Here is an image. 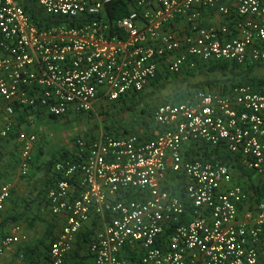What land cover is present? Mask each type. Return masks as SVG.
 Wrapping results in <instances>:
<instances>
[{
  "label": "built area",
  "instance_id": "built-area-1",
  "mask_svg": "<svg viewBox=\"0 0 264 264\" xmlns=\"http://www.w3.org/2000/svg\"><path fill=\"white\" fill-rule=\"evenodd\" d=\"M24 1L0 0V139L14 129L15 107L87 114L97 101L142 92L163 62L171 74L196 60L264 64V0H124L128 15L112 22L113 0H31L61 19L49 27L33 23ZM211 10L222 24L204 23ZM181 19L189 30L179 36L172 25ZM153 124L146 136L79 139L72 159L53 164L46 202L59 230L44 259L30 264H77L76 252L93 264H128V252L142 264H258L264 201L214 156L187 153L225 150L264 182V94L249 86L198 91L158 106ZM36 143L35 134L22 140V176ZM9 199L2 186L0 221ZM79 236L86 240L77 250ZM26 242L14 226L0 238V264Z\"/></svg>",
  "mask_w": 264,
  "mask_h": 264
},
{
  "label": "crops",
  "instance_id": "crops-1",
  "mask_svg": "<svg viewBox=\"0 0 264 264\" xmlns=\"http://www.w3.org/2000/svg\"><path fill=\"white\" fill-rule=\"evenodd\" d=\"M25 1H24V4L26 3ZM220 3L224 4L225 2H220ZM204 15H205V19H204L205 24L215 26V25H220L223 23V18L214 10L205 11ZM172 30L174 31V33L176 35L178 34L179 36H181L184 31L189 30V24H188L187 20H185V19L178 20L177 22H175L172 25ZM121 37H122V34H121ZM186 67H188V66H185L183 68V70H185ZM260 69H264V65L257 66L255 68V70L253 72V77L258 82H259V80L264 82V78L257 77L255 75L257 70H260ZM168 73L169 72L167 70L166 64H165V62H163L159 67V73L158 74L160 75V79H159L158 84H156V85L148 84L144 88V90L142 91L144 96L146 97L147 94L151 93L150 91H152L155 87H157L158 85L163 83L165 80H167L169 82V80L172 81L174 79V81H173L174 86L171 89V93L166 97V99H164L162 101V104L165 102H171L173 100V93H174L173 91H174L178 81L184 80L185 77H184V74H181V75L177 76L175 79L174 77H172L173 75L171 76L170 73H169L170 75H168ZM188 79H189V82H191L192 84L197 83V84H200L202 86H205L206 82L209 81L208 79H210V78H208L207 75H205V74H197L195 77L188 78ZM225 80H226V82H225ZM232 80L233 79H231V78H228V79L222 78V82L224 81V85L227 88L233 86ZM237 80L239 82V79H237ZM262 89L264 90V87H262ZM252 90L255 93L261 94V92L256 91L253 88H252ZM82 115H84V114L70 113L68 116L62 117V118H69V117H74V116L76 118H79ZM47 117L50 119H53L55 121H60V119H56V118H52L51 116H47L41 111H38V112H36V111L30 112L29 111L28 114H24L22 116H19L18 119H15V125H14L15 133H14L13 140L12 139L9 140L8 138L4 139V141H5L4 144L10 145V143H12V145H10V147L15 146L16 148L19 149L20 154H21L23 138L30 135V134H35L38 136L37 137L38 141L40 138V143H42L44 146L45 145L49 146V141H47V139L45 137L40 136L34 130V123L39 122V123L45 124ZM152 128H153V126H148V129L142 132L143 136L148 135L151 132ZM146 131H148V132H146ZM99 135L100 134H98L94 138L90 133L89 136H87V137H80V135L75 133V136L70 137V140L74 141V145L72 147L71 146L69 148L60 147V148H58V150H57V148H55V149H53V151L51 150V153H49L47 156H45V154H42V152H41L42 147L38 146V144H35L33 151H32V158H31V162H30L31 170H30V174L27 176H22L21 172H20V160H21L20 154H19L18 159H16L17 161L13 162V160H8L7 162L9 164H7L6 162L2 163V165L0 167V188L2 186H8L10 188V199L6 202L4 212L2 213V216H1L2 218L0 221V238L4 237L6 235H9L12 232V229L14 226H20L27 235V242L26 243H24L22 245H18V246H12L6 251V253L4 255L5 263L12 264V263L22 262L20 257L17 258V252L19 251L18 249L20 246L30 245L31 240H30L29 235L27 233L28 230L26 231L25 230L26 228L24 229V227L22 225L18 224V222L25 220L26 224L32 228V226L40 220V217L38 216V214L36 212V211H40V213H44V215L47 214L48 217H51L52 221L50 219V222L53 223V225H54V226H52V224L46 222V227H47L46 231H48L49 229L51 231L53 229H55L56 231L54 232V235H56V233L59 230V225L55 224L56 222H54V221L56 219L50 214L48 206H47V202H46V186H45V183H46L47 178H48L47 175L51 174V169L49 171L47 161L52 160L51 158H53V156H55L57 158L56 160H58V158L61 157V153H63L64 150L72 152V153L75 152V143L77 140L88 139V138L96 139ZM62 144H64V143L62 142ZM61 146H63V145H61ZM12 150L13 149L11 148V152H12ZM11 152H9V153L7 152L8 158L12 157ZM53 160H55V159H53ZM10 162H13V164H11ZM54 162H56V161H54ZM0 164H1V162H0ZM232 174L235 178V182L237 183L238 173H234L232 170ZM245 177H247L249 179V176L245 175ZM250 177L252 178V183L257 184V178L253 174H251ZM261 182H263V181H261ZM18 183H20V184L26 183V184H25V186H21V185H18ZM26 186H28L27 189H26ZM20 187H24L25 190H21V189L18 190V188H20ZM26 190L29 192V197H30V200L28 201L29 203L28 204L23 203V205H21L22 206L21 208H17L16 206H18L19 204L17 205V203L15 201L20 197H24L22 195L18 196L17 191L18 192H22V191L26 192ZM12 201H14V202L12 203ZM256 201L258 202L257 197H256ZM262 201H264V200H262ZM8 202L11 205L12 209H11V211L6 212V209L9 208V206L7 208ZM13 219H15V221L12 222L13 223L12 225H6L5 224V222L7 220L9 223V221H11ZM185 220L186 221L189 220V217L186 216ZM42 251H43L42 249L39 250L37 255L40 256ZM263 258H264V250H262L260 252L258 264H262ZM86 259H88V258H86ZM87 263L93 264V261L89 259V260H87L86 264Z\"/></svg>",
  "mask_w": 264,
  "mask_h": 264
},
{
  "label": "trees",
  "instance_id": "trees-1",
  "mask_svg": "<svg viewBox=\"0 0 264 264\" xmlns=\"http://www.w3.org/2000/svg\"><path fill=\"white\" fill-rule=\"evenodd\" d=\"M26 3L24 4V8L27 11L28 15L30 16L31 20L33 23L36 24L37 27H49L51 25H57L61 22V19L59 17H51L49 15L44 14L37 6H35L31 0H26ZM129 13V7L127 3L124 0H113L110 4L107 5V16L109 17V20L112 22L114 20L123 18L127 16ZM113 34L121 36V33H119L117 30H113ZM264 64H259V63H254V64H246L243 66L237 65L232 61H219V62H203V61H196V66L193 68L186 67L185 70H181L180 73L178 74H171V76H175V79L177 76L184 74L185 79L178 81L174 93H173V100L171 102H165L163 104H180L183 102H187L191 100L194 96L195 93L198 91H207V92H224L229 90L232 87L235 86H249L253 88L256 91L261 92V94L264 93V90L262 87H264V82L259 80V82L253 77V72L257 66H261ZM168 73V75H170ZM197 74H205L207 75L209 81L206 82L205 86H202L200 84H192L189 82L188 78L195 77ZM219 77V78H218ZM222 78H231L232 80V87L227 88L224 85V81L222 82ZM160 79V75L158 74L156 79L150 82V84L156 85L158 84ZM239 79V82L238 80ZM226 82V80H225ZM140 95L138 98H136V95ZM138 94H132V95H127L123 96L120 99H118L117 103H127L129 100V105L133 106L137 102H141L145 96L142 95V93ZM131 97V98H130ZM127 101V102H126ZM16 110V115L15 119H18L19 116H22L24 114H28V112L32 111V109H19L18 107H15ZM156 110V109H155ZM155 110L153 112H155ZM34 111V110H33ZM143 113V111L141 112ZM154 114V113H153ZM68 116V115H67ZM66 117V116H65ZM56 118L57 117H52ZM138 119H143V118H138ZM15 130L9 134V138L14 137ZM109 137H112L114 139L119 138L118 135H110ZM205 149V150H204ZM202 154L195 153L194 151H190L187 153L188 156H192L193 154H196L197 157L204 158L206 160H212V156H214V160L221 161L223 164L231 167L234 173H238V179L237 183L239 185H242L246 187L249 190H252L257 197L258 201L264 200V182H258L257 184L252 183V178L250 175L252 174L251 171L245 169L240 162L238 157L230 155L227 151L222 150V151H217L209 148H201ZM74 157V152H69L64 150L63 153H61V157L57 158L53 156L51 158L52 160L47 161L48 169H52L53 164L55 163L54 161H59L62 159H72ZM55 159V160H53ZM246 176H249V179ZM47 181L45 183L46 186V191L50 185H52L54 181V177L51 175H47ZM15 221V219L9 221L10 223ZM4 222V221H3ZM8 223V220L5 222V224ZM172 230L169 229L166 231L161 239H166L170 234ZM55 237L54 233H51V230L49 229L44 236L40 239V241L37 244L34 245H28V246H20L19 251L17 252V258H21V261L26 264L30 263H35L38 262L41 259H44L45 252L48 250L50 242L53 240ZM81 240L85 241L86 237L84 236H79L77 239L76 243V249L78 250L82 242ZM48 241V242H47ZM43 250L42 253L39 255L38 252L39 250ZM76 252V250H75ZM77 252L74 255V261L77 264H86L87 260L89 259H83L77 257ZM125 259H127L128 264H142L141 263V256L139 254H133L128 252L127 255L125 256ZM262 264H264V258L262 260ZM7 264V263H5ZM12 264H17V263H12ZM88 264V263H87Z\"/></svg>",
  "mask_w": 264,
  "mask_h": 264
},
{
  "label": "rangeland",
  "instance_id": "rangeland-1",
  "mask_svg": "<svg viewBox=\"0 0 264 264\" xmlns=\"http://www.w3.org/2000/svg\"><path fill=\"white\" fill-rule=\"evenodd\" d=\"M257 77L264 78V69L257 70L255 73ZM175 78V76H172ZM173 81L169 82L165 80L163 83L155 87L151 93L147 94V96L139 103H135V105L131 106L127 103H117V102H104L97 101L94 104V108L90 113L84 114L79 118L69 117V118H58L60 121H55L50 118H46L45 124L36 122L34 123V130L40 136H43L49 141V146L43 145L37 140L38 146L42 147V154L47 156L51 153V150L65 147L69 148L74 145V141L70 140V137L75 136V133L80 135V137H87L91 133V135L95 138L98 134H103V136L110 135H118V137L122 138L131 134L143 136L142 132L148 129V126H154L153 124V111L160 105H162V101L166 99V97L171 93V89L173 88ZM142 93V92H141ZM142 95H144L142 93ZM140 95H136L138 98ZM131 98V97H130ZM127 102V101H126ZM143 111V113H141ZM143 118V119H138ZM150 128V127H149ZM148 132V131H146ZM89 133V134H88ZM36 137H38L36 135ZM14 138V137H13ZM13 138H9L13 140ZM4 139H0V167L2 163H7L8 160L17 161L20 151L15 146L10 147L8 144H4ZM62 142L64 144H62ZM6 145V146H5ZM63 145V146H61ZM10 147V148H9ZM40 147V148H41ZM11 148L13 149L11 152ZM7 152L12 153V157L8 158ZM5 153V154H4ZM13 162H10L13 164ZM6 167V166H5ZM31 170V168H30ZM30 174V171L28 175ZM258 183V181H257ZM26 183L18 185L25 186ZM28 186H26L27 189ZM25 190L24 187L18 188V190ZM12 193V192H11ZM18 196H24L18 198L15 202L18 206L17 208H21L23 203L28 204L30 197L29 192L26 190L22 192H18ZM19 200V201H18ZM14 201H12L13 203ZM9 206V208H8ZM24 207V206H23ZM7 211H11V205L7 204ZM15 208V207H14ZM25 208V207H24ZM40 220L35 223L32 228L26 224L25 220L18 222V224L22 225L24 229L27 231L30 238V245L37 244L40 239L47 232L46 222L53 225L50 222L51 217H48L47 214L40 213V211H36ZM42 219V220H41ZM52 221V219H51ZM56 222V221H54ZM13 223L9 222L6 225H12ZM57 224V223H55ZM56 230L53 229L51 233H54ZM48 242V241H47Z\"/></svg>",
  "mask_w": 264,
  "mask_h": 264
}]
</instances>
